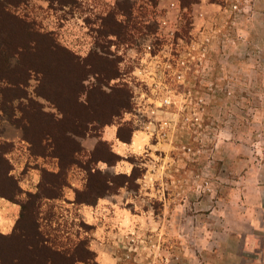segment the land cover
<instances>
[{"label":"clouds","instance_id":"obj_1","mask_svg":"<svg viewBox=\"0 0 264 264\" xmlns=\"http://www.w3.org/2000/svg\"><path fill=\"white\" fill-rule=\"evenodd\" d=\"M37 2L47 10L59 9L62 0ZM133 2L81 0L84 10L73 21L84 37L74 49L77 62L88 73L78 102L87 107L88 93L97 88L104 97L123 92L130 100L118 107L102 139L89 136L84 164L101 144L117 159L92 164L91 175L102 185L94 206L76 204L91 190V176L82 171L68 207L86 211L70 212L66 220L86 236L81 222L96 228L99 244L87 250L99 252L101 264H264V0H189L198 9L190 17L184 0H171L162 17L163 50L151 33L135 42L100 36L110 13L129 25L123 7ZM178 48L198 55L181 56ZM0 52L7 54L6 45ZM93 54L114 62L118 75L93 72L85 63ZM20 211L18 205L15 219L0 218L9 239Z\"/></svg>","mask_w":264,"mask_h":264},{"label":"rangeland","instance_id":"obj_2","mask_svg":"<svg viewBox=\"0 0 264 264\" xmlns=\"http://www.w3.org/2000/svg\"><path fill=\"white\" fill-rule=\"evenodd\" d=\"M150 2L151 7H149V0H134L133 3L123 7V11L127 13L129 17L130 23L128 26L117 24L114 19V14L110 13L108 18L104 20V30L100 32V36L105 37L107 33H114L118 35L121 42H135L138 36L151 33L157 37L160 42V49L163 50L167 47V43L166 37L163 34L164 25L162 17L167 15V6L170 4L171 0H150ZM223 2L227 5L228 0H223ZM97 3H99V0H97ZM65 4L71 5L68 11H64ZM184 6L187 8V17L198 12V9L191 6L189 0H184ZM6 10L17 20L19 19L28 25L30 32L31 30L33 31L32 34L30 33V35H27L28 44L33 45L32 42L36 41L37 48L35 52H28L30 54L27 57L21 58L16 55H11V52H13L11 46L14 44L10 46L8 43L7 54L5 55L0 52L1 61L4 64L6 62V64L9 65L8 68L13 70L8 73L10 80L23 84L19 85L22 87L20 94H25L26 98L38 102L42 106V110L46 114L53 115L55 120H58V112L65 115V117L63 115V119L58 120L62 121L61 123H51L45 128L49 134H52L53 142H55L59 148L57 150L64 151L63 153H66L68 158L63 167L60 168L59 161L56 158L53 160L54 152L51 151V149L45 148L46 151H43V148L40 147L32 148L30 145L27 146L26 152L28 157L34 154H40L39 157H42V160L35 163L34 166L40 169V172L38 170L40 182L37 185L39 191L33 194L32 191H30L31 188L29 189L24 186L22 189L18 184L19 179L27 175V168L32 167L28 165L31 161L27 160L21 162L20 155L24 153V155H26L24 149L20 151L22 147L7 143L10 145L4 146L5 149H9L7 154L14 153L12 158H16L14 166L7 157L5 158L12 167L10 174L17 182L18 187L12 192L8 191L5 187L6 189L4 191L12 195L11 200L1 196L0 199H4L12 205L21 206V204H23L24 208L22 211L24 213V218L21 221H17L15 229L19 228L20 231L25 230L32 233L35 231L34 226L37 225L41 235L40 237L45 240L44 246L58 254L62 253L60 256L55 255L53 257V264H73L74 259L83 261V264H101L102 258L100 257V253L89 252L87 250V246H90L93 241H96V228L83 225L81 222V226L86 230V236L85 232H74L66 220V216L70 212L79 216L82 212L86 211V209L79 206L75 209L68 207L73 203L70 199V192L74 190L69 181H73L75 185L78 184L82 178V171L86 170L89 173V170H91L92 172V164L96 159H106L109 163L117 159L110 155L107 147L99 146L97 150L92 153V159L88 164L83 163L87 156V147L91 145L89 136L92 135L95 138L102 139L105 126L111 122L112 112L117 113L118 107L128 106L130 97L128 94L120 92L112 98L104 97L103 94L99 95L98 98L96 95L100 90L97 88L88 93L89 104L87 107L85 106V109L82 108L78 105L81 104L78 102V96L85 91V89L81 87V80L86 79L88 74L85 67L80 64L82 67L80 69L78 68L79 70L69 68L64 58L56 60L54 58L55 54H49L45 51V38L43 39L42 36L48 35L54 39L55 43L58 44L60 48L67 50L77 57V53L74 49L82 48L84 37L79 35L73 25V21H75L78 15L82 14L84 10L81 0H62L59 9H54L50 6L47 10H45L37 0H19L15 4L7 5ZM61 12H63V15H61ZM99 19L100 17L97 18V22ZM146 21H151V23H145ZM85 22L90 28L95 30L94 24L90 20H86ZM144 28H147L146 33L143 32ZM13 29L11 34L13 38L14 36L19 37L24 34L23 30L20 28L17 29L13 27ZM2 30L3 29L0 30V44H4L7 39H13L9 38V34H6V36H8L6 38ZM111 43V41H106V44ZM177 52L181 56L198 55L197 53L190 52L187 48L183 51L178 48ZM92 56L96 55L93 54ZM92 56H90L85 63L93 62ZM56 57H58V54ZM98 61L99 65H103L106 69L103 74L104 76L113 77L118 75L115 71L114 62H109L101 58L100 60L98 59L97 62ZM96 63L95 66L97 67L94 69L92 68L93 72H99ZM24 64H26L25 66H27L29 70L26 75L20 70ZM99 73L103 72L101 71ZM103 82V79H101V83ZM10 95L13 98L19 96V93L13 92V94ZM18 103L19 102L15 101L12 104L13 107H17ZM23 103L26 104V101L22 100L21 104ZM10 106L7 105L9 110ZM9 110H6V112ZM17 116L19 115L17 114ZM1 117L9 121L7 113H1ZM71 118H80L78 120L87 122L90 120L91 122L92 120H97L100 123L89 125L87 130L84 131L86 136L79 138L69 135V132H66V130L69 131L68 129L73 131L72 128L74 125L70 121ZM103 122L107 123L103 125ZM42 128H44V123L40 127L38 126L35 132L31 131L29 133H40L41 130H43ZM32 134H28L29 137H31ZM128 142L131 143V140ZM3 143L5 142L0 141V145H4ZM77 144L82 148V151L78 153V155L73 153L78 149ZM50 145H52V143H50ZM43 153L44 156H42ZM69 161H74L75 164L70 165ZM54 168H59L58 174L57 171L51 170ZM13 170L14 172H12ZM92 181L93 186L90 187L91 190L78 195L76 201L77 205L85 201L89 204H93L97 193L102 192V185L98 183V181L96 182V180ZM171 195L172 194L169 193L170 197ZM25 197H27V202H24ZM20 213L21 211L19 212V218ZM167 213L168 207L165 203L160 206L159 214L161 217L166 218ZM16 215L17 213L9 211L5 212L0 218L7 222L8 220L15 219ZM20 231L18 233L14 231L10 239L7 237H0V264H12L13 259H18V264H35L32 261V258L33 260L36 259L35 256H39L38 259L40 260H44L49 256L45 252H40V254L36 252L35 255L32 254V256L26 253L24 251L23 242L19 239ZM0 236L5 237L2 231H0ZM29 237L31 239L32 236ZM96 242L99 244L98 241ZM59 257H64V260Z\"/></svg>","mask_w":264,"mask_h":264},{"label":"trees","instance_id":"obj_3","mask_svg":"<svg viewBox=\"0 0 264 264\" xmlns=\"http://www.w3.org/2000/svg\"><path fill=\"white\" fill-rule=\"evenodd\" d=\"M19 0H0V30L3 29L2 31L4 32V35L6 36V34H9V38H13L12 34V30L13 27H16L17 29H21L23 30V35L22 36H14V38L12 40L7 39L6 42H4V45H6V47L9 45L12 47L13 52H11V55H16L18 57L21 58H25L27 57L30 53L28 52H35L34 49L37 48V42H32L33 45L28 44V39H27V35H30V33L32 34L33 31L31 30V32L29 31V27L28 25H26L24 22L20 21L19 19L17 20L14 16H12L11 14H9L6 10V6L10 5V4H15L16 2H18ZM31 28V27H30ZM32 29V28H31ZM6 36V38L8 37ZM5 38V39H6ZM42 38L45 40V51H47V53L49 54H55V59L56 60H60L62 58H64V61H66L67 65L69 68L72 69H76L79 70L82 66L77 62V57L74 56L73 54H71L70 52H68L65 49H62L58 46V44L55 43L54 39H52L50 36L45 35L42 36ZM17 39V40H16ZM58 54V57H56V55ZM1 57H0V97H2V99H0V111L3 113H7L8 117H9V121L10 123H12L14 126H16L17 128L21 129L23 132V140L26 141L30 147L32 148H43V151H46L45 148H49L51 149V151L54 152V156L53 158H56L59 161V167H63V165L66 162V159L68 158V156L66 155V153H63L64 151H58L57 149L58 146L55 144V142H53V136L52 134H49V132L46 131L45 127H48L49 124L54 123V124H59L62 121H58L55 120L53 115L50 114H46L43 110H42V106L38 103L33 101L30 98H26L25 94H20V92L22 91V87L19 86L22 83H17L15 81H11L10 77L8 76V73L13 71L12 69L8 68L9 65L5 64L1 61ZM100 60V58H98L97 56H92V61L90 62L93 65V69L97 66H95V63L97 62V60ZM26 64H24L22 66V68L20 69L21 72H23V74H27L29 72L28 67L25 66ZM96 65H98V71L99 72H103L102 74L105 73V68L99 65V61L96 63ZM79 68V69H78ZM23 85V84H22ZM13 92H17L19 93V96L13 97L10 94H13ZM99 95H102V93L97 92V97L99 98ZM22 100L26 101V104H21ZM122 100V98H121ZM19 102L17 104V107H13V103L14 102ZM89 101V99H88ZM11 104V106H10ZM89 104V103H88ZM118 104V103H116ZM7 105L10 106V110L7 107ZM79 106H81L82 108L85 109V105L82 104H78ZM99 105V104H97ZM6 110H9L8 112H6ZM61 113V112H60ZM116 113V112H115ZM112 112L111 117L113 116V114H115ZM17 114L19 116H17ZM64 115V114H63ZM65 117V115H64ZM80 118H71V123H73V131H71L70 129H68L69 131L66 130V132L71 133V135L75 136V137H79V138H83L86 136V134H84V131L87 130V127L89 125H92L93 123H100L97 120H91L89 122L87 121H81L78 120ZM44 123V128H42L43 130H41L40 133H29L31 131H36V128L39 126H41ZM107 122H103V125H105ZM38 130V129H37ZM63 133H65L64 131H62ZM28 134H32L31 137H29ZM50 143H52V145H50ZM4 145H0V196L7 198L8 200H11V196L7 194L4 190L7 188L8 191L12 192L15 191L17 186V182L15 181V179L11 176L10 172L12 170V167L10 166L8 160L5 158L7 153L9 152V149L6 148L4 146H7V143H3ZM10 146V145H8ZM100 146L102 147H106L104 144H101ZM77 148L73 153L78 155V153H80L82 151V148L80 145L77 144ZM97 150V149H96ZM108 150V149H107ZM36 156H39L40 154H34ZM44 156V153L43 155ZM70 165L75 164L74 161L70 162ZM91 172V170H89V173ZM92 173V172H91ZM91 176L90 179V183H89V187L93 186V181L92 180H96V182L98 181L97 176ZM98 183H100L98 181ZM6 187V188H5ZM21 208L23 210L24 206L23 204H21ZM24 213L23 211H21L20 213V218L19 220L21 221L24 217ZM35 231L28 232L25 230L20 231L19 234V239L22 240L23 245H24V251L28 254H32L35 255V253L37 252L38 254H40V252H45L47 253L49 256L46 257V259H48L49 257H54L56 256H60L62 253H56L54 251H52L51 249H48L46 246H44L45 240L40 237V233H39V228L37 225L34 226ZM14 231H16V229L14 228ZM13 231V232H14ZM29 236H32L31 239ZM1 238H6V237H2ZM32 245L33 250L29 251L28 246ZM36 259L32 261L35 264H45L46 259L44 260H40L38 259L37 256H35ZM62 260H64V257H59ZM54 259V258H53Z\"/></svg>","mask_w":264,"mask_h":264},{"label":"crops","instance_id":"obj_4","mask_svg":"<svg viewBox=\"0 0 264 264\" xmlns=\"http://www.w3.org/2000/svg\"><path fill=\"white\" fill-rule=\"evenodd\" d=\"M1 111H0V141L5 142V143H10L12 145H17L22 147L20 149L26 152L27 151V146H29V144L23 140L22 138V132L21 129L17 128L16 126H14L12 123H10L9 121L4 120L1 117ZM106 129L103 131L102 133V137L105 134ZM89 148V146L87 147V149ZM25 154V153H24ZM20 155L21 156V162L22 161H31L30 163H28V165L32 166V167H28L27 169V175L24 178L19 179L18 184L20 185V187L23 189L24 186H26L27 188H32L33 186L37 187V185L39 183H37V180L39 179V175H38V170L40 172V169L35 168V163L39 162L40 160H42V157L39 156H34V155H29V157L27 156V152L26 155ZM12 155H14V153H10L7 154L6 157L9 159V161L13 164L14 166V161H16V158L13 159ZM48 158V157H47ZM53 160H55V158H53ZM21 165V164H20ZM45 166V165H44ZM43 166V167H44ZM52 171H56L57 168L51 169ZM14 172V170L12 171ZM40 182V180H39ZM70 185L72 186V188H74L75 183L73 181H69ZM25 189V188H24ZM13 212V213H17V205H12L9 204L8 202H6L4 199H0V216H3V214L5 212ZM15 228V227H14ZM13 228V231H14Z\"/></svg>","mask_w":264,"mask_h":264}]
</instances>
